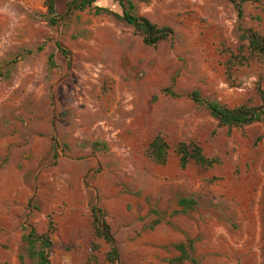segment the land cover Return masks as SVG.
<instances>
[{"label":"rangeland","instance_id":"rangeland-1","mask_svg":"<svg viewBox=\"0 0 264 264\" xmlns=\"http://www.w3.org/2000/svg\"><path fill=\"white\" fill-rule=\"evenodd\" d=\"M68 1L50 27L45 0H0V264H34L21 236L44 233L48 220L49 264H111L91 204L116 264H179L186 240L195 262L180 264H264V123L222 127L188 97L259 105L264 60L238 58L242 29L264 36V0L243 3L241 19L227 0H132L137 16L172 30L154 46L90 9L62 17ZM93 6L121 11L111 0ZM157 134L170 148L164 165L146 153ZM179 142L218 163L181 169ZM180 199L195 205L170 215Z\"/></svg>","mask_w":264,"mask_h":264},{"label":"trees","instance_id":"trees-1","mask_svg":"<svg viewBox=\"0 0 264 264\" xmlns=\"http://www.w3.org/2000/svg\"><path fill=\"white\" fill-rule=\"evenodd\" d=\"M59 0H45L46 8V20L50 27H55L61 19L57 16L56 4ZM98 0H69L65 5V12L62 17L69 11L74 9L75 11H83L85 9L93 10L95 15L105 14L113 17L115 20L122 22L132 28L133 33L139 36L142 43L148 46L157 45L163 41L171 38L172 30L168 27H158L152 24L147 19L137 16L134 12L135 5L132 0H111L116 3L121 9L120 13L113 12L107 8L93 6ZM235 9L238 19L243 17L242 4L253 3L259 0H227ZM240 38L246 42L247 57L240 56L238 60L245 62L247 60H264V36L259 34L256 30L247 28L242 29ZM56 49L61 55L68 59V51L64 49L60 44H55ZM49 67H54L53 56L48 58ZM2 73L0 72V77ZM168 97H176V94L169 88H165L161 91ZM255 92L259 99V105L249 106L247 104H241L233 108H228L216 102H210L202 99L197 92L189 94V99L201 106H204L209 114L217 120L220 126L227 128H241L253 124L255 122L264 123V89L259 83L255 85ZM169 145L161 136L157 134L153 137L147 147V155L151 161L156 165H164L169 157ZM174 153L178 158V164L181 169L186 168L189 163H194L202 168H211L218 163L216 157H207L203 154L202 149L196 143L179 142L174 147ZM180 210H175L170 213L185 212L195 205L193 199H180L177 202ZM90 216L92 219V225L94 228V234L97 239H103L108 245L109 250L105 254V259L111 264H116L118 260V253L113 245V240L110 235L108 226L104 225L101 221L103 216L102 211L96 204H91L89 207ZM159 216H165V213L154 212ZM169 215V214H168ZM160 220V219H159ZM158 220V221H159ZM156 221V223H158ZM54 232L53 224L51 220L47 222V229L44 233L38 234L33 229H29L21 236V241L24 246V250L29 259L34 264H49V248L51 247V236ZM179 256L173 260L175 263H182L183 261L195 262L189 253L192 250V241L186 240L185 243H180L175 246Z\"/></svg>","mask_w":264,"mask_h":264},{"label":"water","instance_id":"water-1","mask_svg":"<svg viewBox=\"0 0 264 264\" xmlns=\"http://www.w3.org/2000/svg\"><path fill=\"white\" fill-rule=\"evenodd\" d=\"M67 16H65V18H66ZM65 18H63V19H65Z\"/></svg>","mask_w":264,"mask_h":264}]
</instances>
